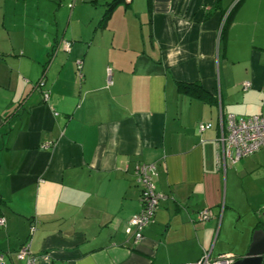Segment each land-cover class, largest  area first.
<instances>
[{"label": "crops", "instance_id": "obj_1", "mask_svg": "<svg viewBox=\"0 0 264 264\" xmlns=\"http://www.w3.org/2000/svg\"><path fill=\"white\" fill-rule=\"evenodd\" d=\"M112 1L0 0L4 264L28 240L36 264L243 257L264 228V147L223 167L216 142L225 114H264V0ZM137 164L163 199L134 243Z\"/></svg>", "mask_w": 264, "mask_h": 264}, {"label": "built area", "instance_id": "obj_2", "mask_svg": "<svg viewBox=\"0 0 264 264\" xmlns=\"http://www.w3.org/2000/svg\"><path fill=\"white\" fill-rule=\"evenodd\" d=\"M63 48L68 50L70 43L62 41ZM108 81H110L111 70H107ZM76 76L82 80L81 63L77 64ZM110 84V82H109ZM37 89L44 87V79L37 84ZM43 101L49 100V93L42 91ZM211 124H200L199 131L203 132L211 128ZM217 160L220 165L226 167L228 164L237 163L243 158L249 157L264 147V114L257 116L242 117L234 114H225L220 118V133L217 138ZM47 147V145H44ZM155 167L153 165L137 164L134 167L133 177L136 185L140 188L141 210L133 215L129 220V227L133 234L134 243L142 239L143 230L153 221L158 203L163 196L154 190L153 176ZM213 217L209 209H204L198 214L200 221H207ZM5 220L0 217V227H3ZM36 225L29 227V234H33ZM17 259L23 264H36L39 260L30 252V241L28 240L18 251ZM238 258L231 253L222 254L217 257H211L209 253H204L201 258L189 264H232ZM264 262V257H262ZM0 264H4L0 256Z\"/></svg>", "mask_w": 264, "mask_h": 264}, {"label": "water", "instance_id": "obj_3", "mask_svg": "<svg viewBox=\"0 0 264 264\" xmlns=\"http://www.w3.org/2000/svg\"><path fill=\"white\" fill-rule=\"evenodd\" d=\"M61 42L58 45L60 47ZM264 224V223H262ZM264 228L255 230L252 235V241L245 255L238 258L232 264H264Z\"/></svg>", "mask_w": 264, "mask_h": 264}, {"label": "trees", "instance_id": "obj_4", "mask_svg": "<svg viewBox=\"0 0 264 264\" xmlns=\"http://www.w3.org/2000/svg\"><path fill=\"white\" fill-rule=\"evenodd\" d=\"M124 0H113L111 3L107 4V9H109V11L113 10L117 5L123 3ZM239 5V1L236 2L233 6V8H231L229 10V12L227 13V16H226V20H225V25H224V28H228L229 25L231 24L232 20H233V16H234V13H235V10L237 9V6ZM195 88H199V87H195ZM192 90V89H191ZM200 96V95H198ZM203 98H206L205 95H203ZM36 223V221H34ZM237 257V256H236ZM238 258V257H237Z\"/></svg>", "mask_w": 264, "mask_h": 264}]
</instances>
